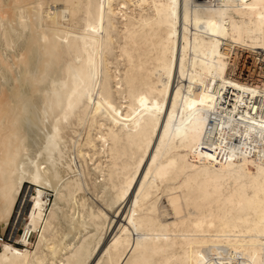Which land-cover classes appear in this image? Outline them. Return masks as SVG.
<instances>
[{
	"label": "bare ground",
	"instance_id": "obj_1",
	"mask_svg": "<svg viewBox=\"0 0 264 264\" xmlns=\"http://www.w3.org/2000/svg\"><path fill=\"white\" fill-rule=\"evenodd\" d=\"M24 184L0 264H264V0H0L2 233Z\"/></svg>",
	"mask_w": 264,
	"mask_h": 264
},
{
	"label": "rangeland",
	"instance_id": "obj_2",
	"mask_svg": "<svg viewBox=\"0 0 264 264\" xmlns=\"http://www.w3.org/2000/svg\"><path fill=\"white\" fill-rule=\"evenodd\" d=\"M31 192H32L31 187L27 184H24V186L22 187V191L20 193V196H19L20 199L18 200V202L15 206V211H14L15 213H16V211H20L19 217L16 220H14V212H13L11 219H10V222H9L8 226L6 227V229H4L3 233H2L1 222H0V237H5L6 239H8L10 237L11 243H13L16 247H21V244H15L14 243V241H15L14 239L21 236L24 232L23 227L26 223L25 222L26 221V212L28 210ZM46 193H47V197L49 199L48 202L51 204V201H53V193L51 191H46ZM24 196H25V198H24ZM93 199L95 200V202L97 204L102 205L99 200H97L94 197H93ZM22 205H24V206H22ZM107 212L109 213V218L114 216L112 211H107ZM118 219L123 220V218H119V217H116L114 219V222H113L111 228L109 229V231L107 232V234L105 236V242H107L108 240H110L113 237V234L110 235V232H111L116 220H118ZM115 232H116V229H115ZM115 232L113 231V233H115ZM36 236H37V234H33L30 237V242L32 243L31 244L32 246L34 245V243L36 241ZM30 250H32V248Z\"/></svg>",
	"mask_w": 264,
	"mask_h": 264
},
{
	"label": "built area",
	"instance_id": "obj_3",
	"mask_svg": "<svg viewBox=\"0 0 264 264\" xmlns=\"http://www.w3.org/2000/svg\"><path fill=\"white\" fill-rule=\"evenodd\" d=\"M7 240L5 237H0V241H5Z\"/></svg>",
	"mask_w": 264,
	"mask_h": 264
}]
</instances>
